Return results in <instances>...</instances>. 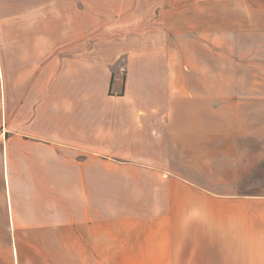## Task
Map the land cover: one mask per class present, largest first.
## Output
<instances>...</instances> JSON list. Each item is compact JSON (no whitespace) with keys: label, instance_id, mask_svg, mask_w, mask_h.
Listing matches in <instances>:
<instances>
[{"label":"crops","instance_id":"1","mask_svg":"<svg viewBox=\"0 0 264 264\" xmlns=\"http://www.w3.org/2000/svg\"><path fill=\"white\" fill-rule=\"evenodd\" d=\"M0 264H264V0H0Z\"/></svg>","mask_w":264,"mask_h":264},{"label":"built area","instance_id":"2","mask_svg":"<svg viewBox=\"0 0 264 264\" xmlns=\"http://www.w3.org/2000/svg\"><path fill=\"white\" fill-rule=\"evenodd\" d=\"M120 71H121L122 73H124V72H125V67H124V66H121Z\"/></svg>","mask_w":264,"mask_h":264},{"label":"rangeland","instance_id":"3","mask_svg":"<svg viewBox=\"0 0 264 264\" xmlns=\"http://www.w3.org/2000/svg\"><path fill=\"white\" fill-rule=\"evenodd\" d=\"M153 2V0H150V3Z\"/></svg>","mask_w":264,"mask_h":264}]
</instances>
